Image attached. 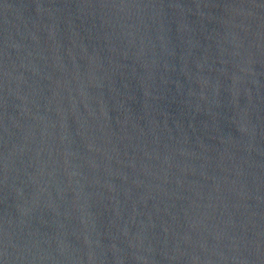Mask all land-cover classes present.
I'll return each instance as SVG.
<instances>
[{
  "label": "water",
  "instance_id": "obj_1",
  "mask_svg": "<svg viewBox=\"0 0 264 264\" xmlns=\"http://www.w3.org/2000/svg\"><path fill=\"white\" fill-rule=\"evenodd\" d=\"M0 264H264V0H0Z\"/></svg>",
  "mask_w": 264,
  "mask_h": 264
}]
</instances>
